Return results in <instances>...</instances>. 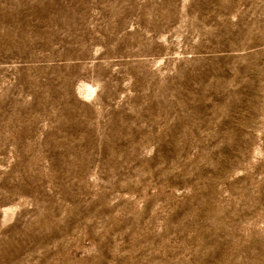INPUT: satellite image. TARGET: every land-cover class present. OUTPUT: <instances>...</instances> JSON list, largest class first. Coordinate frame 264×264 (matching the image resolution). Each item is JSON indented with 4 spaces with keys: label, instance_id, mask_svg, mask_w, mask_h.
Wrapping results in <instances>:
<instances>
[{
    "label": "rangeland",
    "instance_id": "374dc122",
    "mask_svg": "<svg viewBox=\"0 0 264 264\" xmlns=\"http://www.w3.org/2000/svg\"><path fill=\"white\" fill-rule=\"evenodd\" d=\"M0 264H264V0H0Z\"/></svg>",
    "mask_w": 264,
    "mask_h": 264
}]
</instances>
